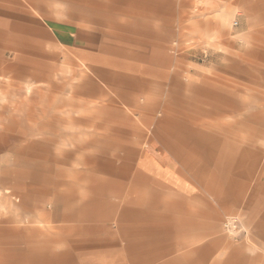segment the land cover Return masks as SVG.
Wrapping results in <instances>:
<instances>
[{
    "label": "rangeland",
    "instance_id": "obj_1",
    "mask_svg": "<svg viewBox=\"0 0 264 264\" xmlns=\"http://www.w3.org/2000/svg\"><path fill=\"white\" fill-rule=\"evenodd\" d=\"M96 1L112 3V22L87 14L76 16L69 4L58 0L45 1L38 8L24 0H0V21L8 22H0V207L5 208V215L17 218L19 214L13 202L2 203L4 192L15 191L36 193L38 206L84 209L89 213L86 219L111 225L140 219L139 215L130 216L128 210L150 206L154 200L151 184L142 185L135 159L155 138L163 108L172 106L170 85L177 67L181 69L182 96L192 91L190 80H215L224 96L237 100L228 114L223 111L221 119L216 115L206 118L205 129L212 130L213 144L260 147L254 176H264V134L253 117L259 99L255 91L264 93V39H243L235 34L227 39H207L204 28L189 33L188 24L182 26L181 39L171 38L166 24L161 38L162 34L149 30L160 25L148 24L142 9L134 6L139 0ZM23 27L32 29L35 37ZM78 28L94 33L96 44H103L106 54L81 55L72 46ZM150 50L155 55H141ZM133 52L140 54L132 56ZM111 59L112 63H130L132 59L158 63L168 76L161 83L149 82L134 103L125 83L114 85L110 73L100 71ZM119 75L128 77L122 71ZM113 127L115 132H110ZM110 133L124 142L114 151H109L103 140ZM62 153L68 163L66 175L58 177L51 171L45 175L44 165ZM126 164L131 166H122ZM207 164L202 173H219ZM107 165L113 174L104 179ZM90 173L98 180L89 178ZM18 218L21 223L29 222L28 216L20 214ZM229 219H236L238 227L229 226ZM220 231L231 242H250L251 232L235 211L222 216Z\"/></svg>",
    "mask_w": 264,
    "mask_h": 264
},
{
    "label": "crops",
    "instance_id": "obj_2",
    "mask_svg": "<svg viewBox=\"0 0 264 264\" xmlns=\"http://www.w3.org/2000/svg\"><path fill=\"white\" fill-rule=\"evenodd\" d=\"M24 1L38 8L53 0ZM58 1L69 4L76 16L92 15L105 22L114 18L112 3ZM134 6L142 9L148 24L160 25L148 29L162 34L161 38L165 37L166 24L174 39H181L182 26L188 24L189 33L204 28L207 39H227L230 34L243 39H264V0H139ZM0 22L8 25L6 21ZM23 31L35 37L32 29L23 27ZM95 38L88 29L78 28L72 46L85 57L106 54L104 45H97ZM141 55L155 53L150 50ZM109 64L100 71L110 73L114 85L125 83L134 103L149 82L161 83L168 76L165 67L158 63L135 59L130 63H112L111 59ZM180 70H173L176 74L170 85L172 106L163 108L155 138L135 159L142 185L146 182L153 188L154 202L150 206L143 204L140 209L127 212L141 218L111 225L105 220L86 219L89 213L85 214L84 209L38 206L36 193L4 192L6 198L2 203L13 202L19 214L17 218L7 217L5 208L0 207V264H264V176H254L260 163V147L211 143L213 132L205 129L206 118L216 115L221 119L223 111L228 114L237 100L224 96L215 80L209 81L211 84L190 80L192 91L182 96ZM121 71L128 73V77L119 75ZM255 94L259 99L253 117L259 132L264 134V93L256 89ZM205 105L210 106V111L204 109ZM113 131L115 127L110 130ZM107 137L103 140L109 151L124 143L111 133ZM65 157L63 153L51 157L44 165L45 175L49 176L51 171L55 176H65ZM207 162L219 173H202ZM103 169V178H111V165ZM88 176L98 180L93 173ZM229 210L242 217L251 232L250 242H231L220 234V220ZM20 214L28 216L29 222L21 223Z\"/></svg>",
    "mask_w": 264,
    "mask_h": 264
},
{
    "label": "built area",
    "instance_id": "obj_3",
    "mask_svg": "<svg viewBox=\"0 0 264 264\" xmlns=\"http://www.w3.org/2000/svg\"><path fill=\"white\" fill-rule=\"evenodd\" d=\"M229 224V226H233V227H238V223L236 219H229V221L227 222ZM228 226V225H227Z\"/></svg>",
    "mask_w": 264,
    "mask_h": 264
}]
</instances>
